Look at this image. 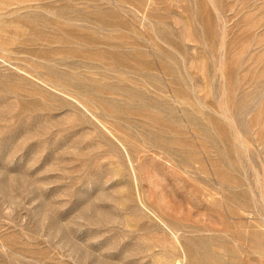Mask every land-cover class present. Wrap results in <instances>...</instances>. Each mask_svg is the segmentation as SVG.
<instances>
[{
    "label": "rangeland",
    "instance_id": "obj_1",
    "mask_svg": "<svg viewBox=\"0 0 264 264\" xmlns=\"http://www.w3.org/2000/svg\"><path fill=\"white\" fill-rule=\"evenodd\" d=\"M264 264V0H0V264Z\"/></svg>",
    "mask_w": 264,
    "mask_h": 264
},
{
    "label": "built area",
    "instance_id": "obj_2",
    "mask_svg": "<svg viewBox=\"0 0 264 264\" xmlns=\"http://www.w3.org/2000/svg\"><path fill=\"white\" fill-rule=\"evenodd\" d=\"M177 264H188V262L185 259H180Z\"/></svg>",
    "mask_w": 264,
    "mask_h": 264
},
{
    "label": "bare ground",
    "instance_id": "obj_3",
    "mask_svg": "<svg viewBox=\"0 0 264 264\" xmlns=\"http://www.w3.org/2000/svg\"><path fill=\"white\" fill-rule=\"evenodd\" d=\"M180 259H185V260L187 261V259H186V258H180ZM180 259H179V260H180ZM178 262H179V261H178ZM178 262H177V263H178ZM187 262H188V261H187ZM188 264H189V263H188Z\"/></svg>",
    "mask_w": 264,
    "mask_h": 264
}]
</instances>
